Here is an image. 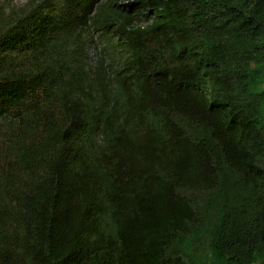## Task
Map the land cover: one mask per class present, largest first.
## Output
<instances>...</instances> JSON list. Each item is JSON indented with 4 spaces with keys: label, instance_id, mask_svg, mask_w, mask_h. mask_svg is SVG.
Wrapping results in <instances>:
<instances>
[{
    "label": "trees",
    "instance_id": "trees-1",
    "mask_svg": "<svg viewBox=\"0 0 264 264\" xmlns=\"http://www.w3.org/2000/svg\"><path fill=\"white\" fill-rule=\"evenodd\" d=\"M0 264H264V0L0 6Z\"/></svg>",
    "mask_w": 264,
    "mask_h": 264
},
{
    "label": "rangeland",
    "instance_id": "rangeland-1",
    "mask_svg": "<svg viewBox=\"0 0 264 264\" xmlns=\"http://www.w3.org/2000/svg\"><path fill=\"white\" fill-rule=\"evenodd\" d=\"M28 1L29 0H0V6H3L6 9H10L11 7L20 8L21 6L26 4Z\"/></svg>",
    "mask_w": 264,
    "mask_h": 264
}]
</instances>
